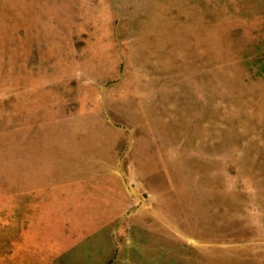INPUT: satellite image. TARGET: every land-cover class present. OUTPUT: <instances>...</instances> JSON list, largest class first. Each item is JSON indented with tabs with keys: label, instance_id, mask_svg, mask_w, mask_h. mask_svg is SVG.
<instances>
[{
	"label": "rangeland",
	"instance_id": "374dc122",
	"mask_svg": "<svg viewBox=\"0 0 264 264\" xmlns=\"http://www.w3.org/2000/svg\"><path fill=\"white\" fill-rule=\"evenodd\" d=\"M0 264H264V0H0Z\"/></svg>",
	"mask_w": 264,
	"mask_h": 264
}]
</instances>
